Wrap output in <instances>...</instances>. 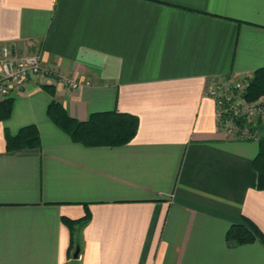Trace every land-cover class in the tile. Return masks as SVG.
Returning <instances> with one entry per match:
<instances>
[{"label":"crops","instance_id":"crops-1","mask_svg":"<svg viewBox=\"0 0 264 264\" xmlns=\"http://www.w3.org/2000/svg\"><path fill=\"white\" fill-rule=\"evenodd\" d=\"M0 44L89 82L34 79L7 97L0 264H264L259 239L226 241L243 217L264 234L258 142L220 129L205 95L264 67V0H0ZM52 100L78 120L133 114L137 132L84 145L49 118ZM28 124L39 145L6 149Z\"/></svg>","mask_w":264,"mask_h":264},{"label":"trees","instance_id":"trees-1","mask_svg":"<svg viewBox=\"0 0 264 264\" xmlns=\"http://www.w3.org/2000/svg\"><path fill=\"white\" fill-rule=\"evenodd\" d=\"M50 94L53 86L43 84ZM264 94V67L256 69L250 76L249 85L244 93L246 100H253ZM12 98L0 101V118L10 113ZM47 115L72 140L87 146H117L128 143L135 136L138 128V118L127 112L118 110L96 111L89 114L85 120L70 116L61 103L52 100L47 107ZM39 133L34 124H28L18 129L15 134H5V147L8 150L34 148L39 145ZM258 151L252 160V167L257 173L258 189H264V136L258 140ZM83 219L77 221L78 224ZM259 239L264 245V234L252 220L243 217L241 222L233 223L226 231L228 245H239Z\"/></svg>","mask_w":264,"mask_h":264},{"label":"built area","instance_id":"built-area-1","mask_svg":"<svg viewBox=\"0 0 264 264\" xmlns=\"http://www.w3.org/2000/svg\"><path fill=\"white\" fill-rule=\"evenodd\" d=\"M34 79H51L68 89L89 83L60 74L54 64L43 60L39 49L20 53L11 45L0 44V100ZM249 82L250 76L211 82L205 95L214 102L220 129L238 140L257 141L264 136V94L246 100Z\"/></svg>","mask_w":264,"mask_h":264},{"label":"water","instance_id":"water-1","mask_svg":"<svg viewBox=\"0 0 264 264\" xmlns=\"http://www.w3.org/2000/svg\"><path fill=\"white\" fill-rule=\"evenodd\" d=\"M73 255L75 258L77 257V250L75 251V253Z\"/></svg>","mask_w":264,"mask_h":264}]
</instances>
